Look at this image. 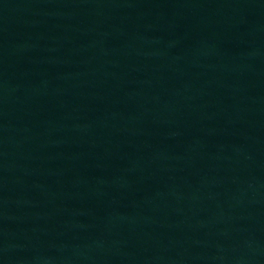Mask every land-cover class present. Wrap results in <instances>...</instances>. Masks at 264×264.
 <instances>
[{
  "label": "water",
  "instance_id": "95a60500",
  "mask_svg": "<svg viewBox=\"0 0 264 264\" xmlns=\"http://www.w3.org/2000/svg\"><path fill=\"white\" fill-rule=\"evenodd\" d=\"M0 264H264V0H0Z\"/></svg>",
  "mask_w": 264,
  "mask_h": 264
}]
</instances>
